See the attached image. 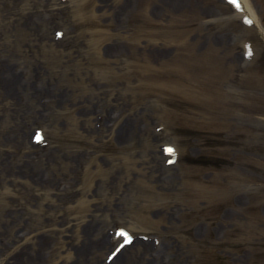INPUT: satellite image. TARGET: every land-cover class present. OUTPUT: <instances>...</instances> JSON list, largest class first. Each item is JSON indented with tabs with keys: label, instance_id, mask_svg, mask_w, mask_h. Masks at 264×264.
<instances>
[{
	"label": "rangeland",
	"instance_id": "374dc122",
	"mask_svg": "<svg viewBox=\"0 0 264 264\" xmlns=\"http://www.w3.org/2000/svg\"><path fill=\"white\" fill-rule=\"evenodd\" d=\"M249 1L264 21V0ZM75 2L0 0L3 264H99L111 247L99 238L147 221L140 232L161 240L160 255L138 257L133 245L115 264H264L262 195L207 205L228 173L264 193V50L254 31L222 0ZM34 126L47 130L43 152L27 147ZM165 142L180 147L175 166H163ZM189 168L206 188L191 186V200Z\"/></svg>",
	"mask_w": 264,
	"mask_h": 264
},
{
	"label": "bare ground",
	"instance_id": "6f19581e",
	"mask_svg": "<svg viewBox=\"0 0 264 264\" xmlns=\"http://www.w3.org/2000/svg\"><path fill=\"white\" fill-rule=\"evenodd\" d=\"M75 2V0H74ZM239 2V10L238 11H234L235 15H238V14H241V15H246L249 20L252 22V25L255 27L256 31L258 32L259 36L261 37V39L264 41V28L262 26V24L260 23L259 19H258V16H257V13L255 11V9L253 8V6L250 4V2L248 0H238ZM76 4L78 3V0H76L75 2ZM240 11V12H239ZM0 69H4V72L3 73H6L8 68L6 69V66H1ZM11 70V69H10ZM195 176L196 174L195 173H191V169L188 170V172L185 173V176H184V183L186 185V188H187V193H191V186H194V187H198V186H195L194 183L195 181H193V179H195ZM227 178L226 180L228 182H235L234 184H227L225 185L224 182L222 181V186L220 183H217L216 185L218 187H220L221 192H223V197L226 196V193L227 194H237L236 198L237 200H241V198L243 196H248L249 198H254L257 196V188L255 187V180L251 177H247L245 174H242V173H229L227 174ZM215 177H218L220 178V175H216ZM197 181V180H196ZM218 180H215V182L213 184H215ZM238 181H247L249 183V181H251V183L248 185V187L246 189H243V190H240L236 187V182ZM212 184V185H213ZM202 191H204V189H202ZM243 191V192H242ZM186 194V193H185ZM215 194V193H213ZM241 194H244L243 196ZM191 196V195H190ZM189 197V199H191V197ZM245 198V197H244ZM243 198V199H244ZM155 197H150V196H147L146 197V205H152L154 206L155 204ZM171 199L172 197H165V199L163 198V200L161 202H159L157 205H167L171 203ZM222 201L219 202V201H216V204L215 206H220V205H224L227 200L225 198H220ZM242 199V200H243ZM143 215H140V219L145 222V219L142 218ZM147 219V218H146ZM147 223L150 225V222L147 221ZM151 226V225H150ZM132 230H141V229H144V227H141V226H130ZM148 226L146 225L145 226V229L147 228ZM152 227V226H151ZM104 243V245H102V243ZM98 243L101 245V246H105L107 244V242H103V238L99 239L98 240ZM134 243L138 246V247H142V250L143 253H145L144 249L145 247L147 246H151L152 244L150 243H146V242H143V241H139V240H136L134 241ZM133 245V243L131 244ZM131 247V246H130ZM140 249V248H139ZM123 251H119L117 253V255L113 258V260L111 261L110 264H115V262L119 259V257H121ZM21 264H24V262H22Z\"/></svg>",
	"mask_w": 264,
	"mask_h": 264
},
{
	"label": "snow or ice",
	"instance_id": "6c2138e0",
	"mask_svg": "<svg viewBox=\"0 0 264 264\" xmlns=\"http://www.w3.org/2000/svg\"><path fill=\"white\" fill-rule=\"evenodd\" d=\"M233 3H238V0H232ZM250 54V53H249ZM39 135L37 136V139H39ZM168 152H172L173 150L172 149H167ZM119 235L121 236H125L127 237V233H124V232H120ZM130 242V238H126L125 239V243H129Z\"/></svg>",
	"mask_w": 264,
	"mask_h": 264
}]
</instances>
